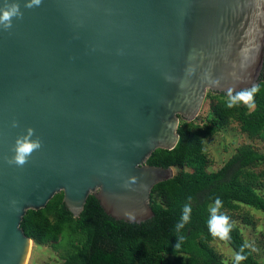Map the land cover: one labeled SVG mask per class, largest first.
<instances>
[{
	"label": "water",
	"instance_id": "water-1",
	"mask_svg": "<svg viewBox=\"0 0 264 264\" xmlns=\"http://www.w3.org/2000/svg\"><path fill=\"white\" fill-rule=\"evenodd\" d=\"M0 24V264H24L21 220L63 191L78 216L92 194L140 223L172 167L148 164L179 139L207 91L246 90L264 72V0H41ZM41 147L22 166L29 129Z\"/></svg>",
	"mask_w": 264,
	"mask_h": 264
},
{
	"label": "trees",
	"instance_id": "trees-1",
	"mask_svg": "<svg viewBox=\"0 0 264 264\" xmlns=\"http://www.w3.org/2000/svg\"><path fill=\"white\" fill-rule=\"evenodd\" d=\"M256 86L252 101L232 107H228V93L207 91L206 114L191 121L180 118L177 144L157 148L147 158L150 165L175 169L171 178L150 191L151 218L140 223L115 219L92 194L74 216L60 191L43 208L26 211L20 223L24 233L56 251L58 264H225L214 241L226 243L240 264H260L232 217L238 212L244 222L251 223L243 206L264 212V151L245 142L210 169L212 159L205 146L208 138L232 123L248 139L264 145V72ZM213 209L227 217L226 237L210 230Z\"/></svg>",
	"mask_w": 264,
	"mask_h": 264
},
{
	"label": "rangeland",
	"instance_id": "rangeland-1",
	"mask_svg": "<svg viewBox=\"0 0 264 264\" xmlns=\"http://www.w3.org/2000/svg\"><path fill=\"white\" fill-rule=\"evenodd\" d=\"M207 108V102L204 100L198 115L203 117L206 114ZM245 142H252L260 150L264 151L263 143L259 140L248 139L246 135L239 131L236 123H232L212 135L206 140L205 145L208 155L212 159L209 168L216 169L234 153L237 146ZM173 173H175L174 168ZM244 210L250 216L251 223L244 222L242 220L243 214L240 216L238 212L236 215L234 214L232 221L241 228L245 240L252 248L260 264H264V212L248 206H243L242 211ZM62 238L64 242H67V233L64 232ZM212 245L221 255L225 264H240L239 259L226 243L214 241ZM59 262L60 258L57 252L51 247L32 241L24 264H58Z\"/></svg>",
	"mask_w": 264,
	"mask_h": 264
},
{
	"label": "clouds",
	"instance_id": "clouds-1",
	"mask_svg": "<svg viewBox=\"0 0 264 264\" xmlns=\"http://www.w3.org/2000/svg\"><path fill=\"white\" fill-rule=\"evenodd\" d=\"M41 0H28L25 4V7L32 8L33 6L40 5ZM22 13L20 12L19 4L12 3L10 5L6 4L4 8L0 9V24L3 25L5 29L11 26V20L13 17H19ZM232 89L228 90V95L230 97V103L228 107H232L239 101L248 104L250 101L253 100V96L258 91V86L254 85L251 89L241 90L236 92V94L232 95ZM34 134L33 129L28 130V136L24 138V141H17V148L14 160L9 161V163H16L17 165L22 166L26 163L27 157L35 150H38L41 147V141L39 138L35 140L31 139V136ZM220 202L217 200V205L219 206ZM188 208H185V213L188 212ZM217 209H213V215L209 221V227L212 233L218 234L222 237H226L229 231L227 227V217L216 215ZM184 220H187V215L183 217ZM182 226V225H181ZM239 259V257H238Z\"/></svg>",
	"mask_w": 264,
	"mask_h": 264
}]
</instances>
